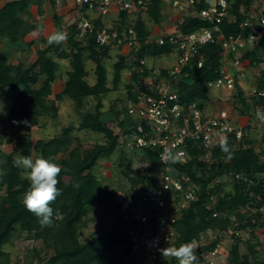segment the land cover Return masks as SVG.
I'll return each mask as SVG.
<instances>
[{
    "label": "trees",
    "instance_id": "obj_1",
    "mask_svg": "<svg viewBox=\"0 0 264 264\" xmlns=\"http://www.w3.org/2000/svg\"><path fill=\"white\" fill-rule=\"evenodd\" d=\"M42 3L43 0H6L0 6V41L16 43L24 40L34 31L36 21H28L26 16L32 6L36 8L37 15L43 14ZM161 9V1L153 0V4L147 10V18L154 23H160L163 19ZM233 13L237 16L234 23L229 24L225 21L220 24L223 33L246 36L248 30L239 27L243 16L237 13V5ZM119 15L118 28L121 30L128 23L129 17L125 11L120 12ZM53 20L54 24L59 26L57 15H53ZM208 25L207 22L189 18L180 26V29L188 33ZM67 27L66 47L61 42H54L48 43L45 48H36V59L28 66L22 62L11 64L8 62L6 50L0 53V91H2L0 99L4 93L15 92L5 121L6 127L15 129L13 130L14 144L19 150V157H32L33 152H36V155L32 157L33 160L40 156H51L62 169L57 177L56 185L60 189V195L50 204L59 216L55 218L53 227L41 228L37 217L29 212L22 202L30 181L22 176L21 167L16 166V159L12 152L1 154L0 172H3V176H0V192L2 191L0 194V264L10 262V255L4 250V246L11 241L16 231L25 233L29 235L28 238L32 237L40 241L44 247L52 249L53 254L45 264H140L139 259L134 260L130 256L129 242L120 228L113 229L110 233L92 236L84 242L79 240V233L87 226V212L93 204L116 208L121 206L116 192L104 187L95 175L94 168L99 159L111 156L117 148L119 135L114 132L113 126L117 124L126 130L133 121L126 107L120 112L121 119H119V113L111 108L112 123L104 120L102 98L109 92L119 90L121 73L128 69L130 81L125 85L126 96L127 100L135 101L136 85L140 77L148 76L151 72V68L140 64L139 60L148 55H168L173 48L168 44H142L135 54L136 60L131 64H127L125 57L118 55L109 85L108 71L103 61L109 57L111 48L100 46L94 41L93 36L87 34H84L86 40L83 43L77 38L81 32L77 28L76 21L71 22ZM134 28L138 39L143 43L149 36L150 29L140 16L136 19ZM33 45V41L26 44L27 47ZM200 52L204 59L203 65L198 68L195 64L187 70L186 80L184 79L178 88L180 101L184 104L198 101L202 106L203 101L209 97L206 82L218 76L221 47L217 44H207L201 48ZM259 53H264V32L258 43V50L245 54V57L254 62ZM57 60H68L69 70L61 92L56 94L52 101L48 99L52 95V84L56 79ZM87 60L95 64L93 84L87 80L89 75L86 69ZM160 73L165 76L166 69L162 68ZM257 82L258 89H263L264 70L260 71ZM64 96L71 99L78 109L83 108L84 101L88 97H93L96 101L92 109L82 113L77 125L62 128L59 135L47 141L39 139L33 142L30 136L32 127L39 125L40 119L48 113H55L56 101ZM237 99L242 105L239 113L242 115L250 113L252 104L246 100L239 86ZM258 103L263 104L264 98L255 100L253 106ZM0 121H2L1 118ZM76 130H89L102 134L105 142L84 150L79 140L70 136ZM73 141L78 143L72 147ZM245 141L236 147L233 139L227 138L231 158L229 153L222 150L220 144L213 150V162L210 165L199 160V156L203 153L200 150L193 151L191 159L186 164L175 165L184 183L191 182L198 186L196 200L183 210L181 217L174 224L178 234L174 242L176 248L192 240H198L201 236L208 237L210 232L243 230L247 227L254 230L264 227V222L252 221L255 214L251 210L264 203V189L259 183L254 182L248 187L243 179L234 178L235 174L252 178L255 173L264 171V162L261 159L263 153L259 154L253 148L245 146ZM121 151L124 153L123 150ZM143 159L149 164H155L158 156L156 152L145 151ZM125 164L124 173L128 176L131 165L128 160ZM229 174L233 181L231 191L224 192L221 184H212L222 175ZM128 177L132 183L151 182L145 175L137 178ZM251 194L261 195L262 201L255 202ZM212 195L216 196L217 201L212 209H208L206 201ZM227 212H233V219ZM214 213L216 215H213ZM239 242L242 240L234 237L226 256V264H264V260L259 258L255 250L257 244L245 241L248 254H241ZM215 243L213 242L210 246L213 247ZM118 247L120 250L117 249ZM35 255L39 253L35 251ZM175 260L176 258L171 256L170 260L162 261L160 264H172Z\"/></svg>",
    "mask_w": 264,
    "mask_h": 264
},
{
    "label": "built area",
    "instance_id": "obj_2",
    "mask_svg": "<svg viewBox=\"0 0 264 264\" xmlns=\"http://www.w3.org/2000/svg\"><path fill=\"white\" fill-rule=\"evenodd\" d=\"M55 4L67 2L77 13V28L82 34L93 36L100 46L115 48L121 54L126 47L128 61L136 60V53L142 44L171 45L175 55L174 63L166 69V75L160 71L150 72L140 77L135 101L129 105V114L133 124L125 129H118L119 146L123 151L137 153L143 158L145 151L156 152L158 161L149 164L148 181L133 204L119 214L116 226L125 234L130 245V256L139 259L140 264H160L171 259L168 252L176 248L174 244L177 232L174 224L179 220L183 210L187 209L197 198L198 186L181 180L175 165H184L191 159L195 150L203 151L199 160L211 164L213 150L217 149L225 138L231 137L234 145L244 143L247 126L264 130V103L253 106V102L264 98V88L258 89L257 83L247 88V101L252 105L251 117L235 120L232 115H215L207 109V99L200 106L198 101L184 104L180 101L178 88L195 64L200 68L204 59L201 48L207 44L221 47L218 76L206 82L207 90L215 93H233L237 96L238 86L251 79L254 70L262 68L264 53L257 54L255 61L245 54L257 51L258 43L264 32V0H160L165 6L167 33L149 36L143 41L138 39L134 24L138 16L146 15L153 0H49ZM164 5V6H163ZM242 15L239 27L248 30L246 36L224 34L220 24H232L237 16ZM115 7L117 18L111 16V7ZM161 9V13H162ZM127 12L128 23L119 30L120 12ZM110 17V22L106 18ZM197 19L209 25L184 33L180 26L186 19ZM95 21H98L97 23ZM169 28V29H168ZM145 65L146 57L139 60ZM246 84V83H245ZM244 92V90H243ZM205 102V103H204ZM217 114V113H216ZM264 162V160H262ZM235 179H243L248 185L259 183L264 189V171L257 172L252 178L235 174ZM255 202H261V195L251 194ZM216 196L206 201V207L212 209ZM264 202V201H263ZM255 214L252 221L264 222V203L251 209ZM213 215H216L215 213ZM243 230L209 233L210 240H192L198 257L197 264H219L221 259V238L224 234L245 239ZM208 234V236H209ZM216 242L213 247L210 245ZM209 247V248H207ZM220 259V260H219ZM225 260V259H224ZM172 264H179L176 259ZM226 264V261L223 263Z\"/></svg>",
    "mask_w": 264,
    "mask_h": 264
},
{
    "label": "rangeland",
    "instance_id": "obj_3",
    "mask_svg": "<svg viewBox=\"0 0 264 264\" xmlns=\"http://www.w3.org/2000/svg\"><path fill=\"white\" fill-rule=\"evenodd\" d=\"M6 0H0V6ZM42 3L43 14L37 15L36 8L33 7L26 16L28 21H36V29L32 31L24 40H19L16 43H9L7 41H2L0 48H3L8 53V62L11 64H17L22 62L24 65L28 66L36 59V48H45L48 45V40L50 36L56 33H67L68 25L77 20L76 9L67 2H62L60 4H55L49 0H44ZM49 1V2H48ZM48 4H44V3ZM51 4V5H50ZM164 6V5H163ZM163 19L160 23H154L149 20L146 15H142V18L145 21L146 26L152 31L153 35H158L161 33H167L165 6L162 8ZM59 17V26L54 24L53 15ZM108 22V19L106 18ZM169 29V28H168ZM77 38L85 43L86 37L84 34L80 33ZM42 40H45L44 42ZM29 41H33L34 45L32 47H27L26 44ZM66 47V41L61 42ZM12 45L16 46L13 48ZM3 50V51H4ZM173 51V50H172ZM120 54L117 50L111 49L109 52V57L104 59V66L108 71V84L110 85L112 75H113V66L117 60V56ZM127 56V55H126ZM128 57V56H127ZM129 60V58H128ZM130 63L131 61H128ZM68 60H58L59 66L57 70L56 79L52 84V95L48 100H54L55 95L59 93L64 85L66 79V72L68 67ZM175 61L174 53H169L168 55L152 56L148 55L146 57L145 66L151 68L152 72L158 73L162 68H168ZM95 64L91 61H86V69L88 70L89 83H94L93 69ZM264 70V64L262 68L254 70L250 76L251 79L243 83V94L247 100V88L251 85H254L257 82V78L260 75V71ZM92 76V77H90ZM90 77V79H89ZM43 78V77H42ZM92 78V79H91ZM122 81L118 91L111 92L106 94L103 98V110L108 111L109 108H112L115 112L119 113V119L122 118L120 113L124 107L129 111L130 101L127 100L125 85L130 81V71L125 69L122 71ZM42 81V79H41ZM2 92V91H0ZM14 91L10 93H4L0 99V156L2 153L12 152L15 159L19 158V150L15 148L14 144V133L13 128L6 127L7 122L5 119L8 116V111L12 103V97ZM47 100V101H48ZM95 99L93 97H88L84 101L82 109H78L71 99L64 96L61 100L56 101L57 111L55 113L50 112L46 116L40 119L39 125L32 127L30 136L32 141L39 139L49 140L50 138L60 134L62 128L69 125H77L78 121L81 118L82 113L92 109L95 104ZM49 102V101H48ZM205 103V102H204ZM207 109L209 113H215V115H232L235 120L239 119L241 122H245V117H251V113L242 115L239 113L242 105L237 99V96L233 93H215L214 90L209 92V97L207 98ZM217 113V114H216ZM114 124V123H113ZM112 125V124H110ZM113 126V125H112ZM114 132H118L120 127L115 124ZM247 136L245 138V146L251 147L255 152L262 154L261 159L264 160V130L254 125L247 126ZM73 139H78L79 143L82 146V149L87 150L95 146L96 144H102L105 142V138L102 134L91 132L89 130H76L70 135ZM78 141H73V146H75ZM122 149L118 146L114 153L102 159H99L95 165L94 173L108 190L115 191L117 200L120 202L121 206L116 207H107L103 204H93L89 207L87 212V226L82 228L79 233V240L84 242L92 236L98 234L110 233L113 228L116 226L118 221L119 214L123 210L129 208L136 196L141 193V191L146 186L145 182L138 181L137 183H132L128 176L137 178L140 176H148L147 162L142 158L141 155L137 153H122ZM36 155V152L32 153V157ZM130 162L131 172L127 176L124 172L126 171V161ZM123 161V162H122ZM122 162V165L120 164ZM206 163V162H205ZM210 165L209 163H206ZM21 174L23 177L27 178V170L21 167ZM66 179H68L66 177ZM212 184H221L224 188V192H229L232 190L233 181L231 174L222 175L213 181ZM2 194V191L0 192ZM230 218L233 219V212H227ZM212 233V232H210ZM216 231L213 233L215 234ZM244 240L239 242V250L241 254H248L246 249V242H251L257 244L255 250H257L259 258L264 260V227L256 228L254 230L245 232ZM208 237L203 236L205 240H210L212 236ZM29 236V235H28ZM27 234L16 231L13 234V237L9 243L4 246V250L10 255L9 264H45L48 258L53 254L52 249L44 247V245L37 240H34L32 237L28 238ZM234 240V236H231L228 232L224 234L221 238L220 246L222 248L221 254L219 255L221 262L223 264L226 261V256L230 251ZM120 250V248H117ZM35 251L39 255H35ZM219 259V260H220ZM225 259V260H224Z\"/></svg>",
    "mask_w": 264,
    "mask_h": 264
},
{
    "label": "clouds",
    "instance_id": "obj_4",
    "mask_svg": "<svg viewBox=\"0 0 264 264\" xmlns=\"http://www.w3.org/2000/svg\"><path fill=\"white\" fill-rule=\"evenodd\" d=\"M66 39L65 33H56L50 36L48 43H60ZM221 148L231 158L227 138L222 141ZM15 163L17 167L27 170L30 181L23 196L24 206L37 217L41 228L53 227L59 213L50 204L60 195V189L56 187L57 177L62 170L60 164L51 156H40L35 160L31 156H21ZM0 176H3V172H0ZM168 255L174 256L179 264H197L198 261L195 246L191 243L171 249Z\"/></svg>",
    "mask_w": 264,
    "mask_h": 264
},
{
    "label": "crops",
    "instance_id": "obj_5",
    "mask_svg": "<svg viewBox=\"0 0 264 264\" xmlns=\"http://www.w3.org/2000/svg\"><path fill=\"white\" fill-rule=\"evenodd\" d=\"M43 2H45L44 0H43ZM49 2V1H48ZM49 3H51L52 4V2H49ZM44 4H48L47 2L46 3H44ZM50 4V5H51ZM34 6H32V8H33ZM32 8H31V10H32ZM111 16H114V17H116L117 18V11H116V9H115V7L113 6V7H111ZM78 16V15H77ZM107 19H108V22H110V17H107ZM167 25H169V21H166V26ZM2 41H0V46L2 45V43H1ZM12 47L13 48H16V46H14V45H12ZM114 50H116L115 48H113ZM3 48H0V53L1 52H3ZM111 50V49H110ZM121 50V54H118V55H121V56H123V57H125V61L127 62V60H128V57L126 56V54H127V50H128V48H126V47H123V48H121L120 49ZM118 51V50H117ZM57 62H58V60H57ZM68 62V61H67ZM127 64H129L128 62H127ZM58 66H59V62H58ZM68 67H69V65H68ZM57 70H58V67H57ZM69 70V68L67 69V71ZM56 73H57V71H56ZM57 75V74H56ZM92 75H94V74H92ZM64 76H66L67 77V72H66V75H64ZM90 77H92V76H90ZM90 77H89V79H90ZM94 78H95V76H94ZM92 79V78H91ZM122 73H121V81H122ZM66 80V79H65ZM65 82V81H64ZM88 82H89V80H88ZM91 82V84H93L92 82H93V80H91L90 81ZM94 82H95V80H94ZM53 88V87H52ZM62 88H63V86H62ZM62 90V89H61ZM118 91V90H117ZM61 92V91H60ZM59 92V93H60ZM112 92H115V91H112ZM109 93H111V92H109ZM108 93V94H109ZM58 94V93H57ZM105 97V96H104ZM103 97V98H104ZM103 98H102V100H103ZM103 103V102H102ZM102 112H103V114H102V118L104 119V120H106V121H110L111 123H112V121H113V114H112V109L111 108H109V110L108 111H104L103 110V107H102ZM86 241V240H85Z\"/></svg>",
    "mask_w": 264,
    "mask_h": 264
}]
</instances>
